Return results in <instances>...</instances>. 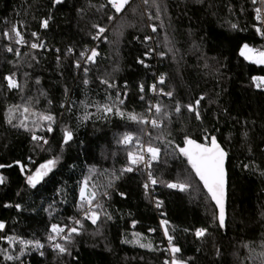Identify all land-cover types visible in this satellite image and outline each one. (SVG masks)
<instances>
[{
	"label": "trees",
	"instance_id": "trees-1",
	"mask_svg": "<svg viewBox=\"0 0 264 264\" xmlns=\"http://www.w3.org/2000/svg\"><path fill=\"white\" fill-rule=\"evenodd\" d=\"M257 8L254 0H129L117 13L109 0H0V264H165L169 236L185 264H264V64L241 54L245 45L264 51ZM162 76L170 100L153 95ZM210 137L227 154L223 227L179 152L186 139L210 146ZM139 144L160 148L151 191L144 173L123 170ZM52 159L30 186L27 177ZM82 189L96 194V223L81 218ZM76 221L67 251L50 248L52 226Z\"/></svg>",
	"mask_w": 264,
	"mask_h": 264
},
{
	"label": "snow or ice",
	"instance_id": "snow-or-ice-1",
	"mask_svg": "<svg viewBox=\"0 0 264 264\" xmlns=\"http://www.w3.org/2000/svg\"><path fill=\"white\" fill-rule=\"evenodd\" d=\"M57 3H60L61 0H56ZM129 2V0H109V3L112 5L113 8H115L116 12L119 13L123 9L124 5H126ZM255 2V0H254ZM145 3H147V0H145ZM260 12V9H257V13ZM48 22L45 20L43 22V27H47ZM235 27V25H233ZM155 31V28L153 29ZM13 31L16 33L17 37H20V32L17 29H13ZM105 29L100 28L99 32H104ZM5 35H8V33H5ZM36 33H33V36H35ZM17 43H24L22 37L17 39ZM32 48H37V47H42V45H37L33 43L31 45ZM9 51H12L11 48L8 49ZM252 51L251 49L248 48L247 45L244 46V51H242V55L245 54V52H250ZM97 55L95 50L92 51L91 55L87 57L88 60H93V58ZM258 63L264 64V52L259 53V59L257 60ZM142 63V61H141ZM79 67V65H77ZM9 81V86L10 87H17L16 83L12 80L11 77H7ZM255 79V78H254ZM107 83V82H105ZM161 83H163V78H161ZM261 84H264V78H260V82L257 83V87H260ZM143 90V88H142ZM153 91H155V86H153ZM167 95H171V93H167ZM123 101H121L122 103ZM199 104V101L196 102ZM188 110L189 111H196V109L192 105H188ZM151 110V109H150ZM156 112L160 111L159 106H155ZM179 106L177 107V111H179ZM29 109L27 107L24 108V112L27 113ZM104 111L106 113H111L113 112V108L111 106H106ZM118 114H121L119 110H117ZM197 118H199V113L197 112ZM42 120H47V121H52L53 117L50 115L44 116L42 115L40 117ZM130 119L136 120L137 117L135 115H131ZM140 122L142 123H147V121L141 120ZM9 123H11V120H9ZM151 124L153 127L158 126L156 120H152ZM21 127H24L25 125L23 122L19 125ZM51 127L48 128V131H51ZM72 134L71 132H65V142L68 140H71ZM33 140H38L42 139L40 137H37L36 135L32 136ZM132 137L129 135H125L123 138L122 143L124 144H130L132 142ZM44 143H47V141H44ZM146 151L148 153V161H145V156L140 153H133L129 152L128 153V158L129 162L131 165H137L139 163H146V167L149 169L151 168V162L156 161L159 157L160 153V148L159 147H154L151 144L147 146L146 149L141 146V152ZM179 152L187 158L188 163L191 166V169L194 171L195 176L198 177V179L203 182L204 187L207 189V192L210 194L212 200L215 201L216 205L219 207L220 210V215H219V222L220 226L223 227L224 225V194H225V168H224V163H225V158H226V153L221 148V146L217 143L215 137H210V146L206 144H200L197 143L196 141L192 139H186L185 140V146L179 148ZM57 161L55 159L48 160L47 163L40 165V167L35 171L33 175H29L27 177V183L35 187L37 183L41 179H43L44 176H46L52 168L55 166ZM0 167H3L0 165ZM125 171H133L132 167H128L125 169ZM149 176L151 178V172H149ZM0 183H3V177H0ZM152 184L156 183L155 179L151 180ZM169 188H179L181 191L186 190L190 185L187 183H170L167 185ZM148 185H145V188H147ZM81 198L82 200L84 199V190L82 189L81 191ZM96 194L93 193L88 199H87V204H88V209L85 211V218L86 219H91L92 223H96L97 219L99 218V214L94 211L91 207L93 200H95ZM99 207V205H97ZM77 224L80 223V221H76ZM166 224V222H163ZM4 227L3 224H0V229ZM63 228H59L56 225L52 226V232L59 234L60 232H63ZM78 229L76 227H72L68 229V234L65 235L63 238L65 240H70L71 239V234L72 233H77ZM165 234H167V229L165 228ZM205 234V230L200 229L197 230L196 235L198 237L203 236ZM49 240H55V236H49ZM171 240L172 237L169 236V243L171 245ZM127 242V241H126ZM139 242V241H137ZM23 243V242H22ZM37 248L42 247L38 242L35 245ZM151 245H143L141 244V247H150ZM54 247L59 250V252L64 253L67 251L65 247H63L59 243H55ZM171 252L173 253V259L171 261V264H181L176 258H175V253H178L180 251L179 248L175 246H171ZM13 257L9 256L8 259H12Z\"/></svg>",
	"mask_w": 264,
	"mask_h": 264
},
{
	"label": "built area",
	"instance_id": "built-area-1",
	"mask_svg": "<svg viewBox=\"0 0 264 264\" xmlns=\"http://www.w3.org/2000/svg\"><path fill=\"white\" fill-rule=\"evenodd\" d=\"M256 2H258V8L260 9V12L257 13V18H256V23L258 25V35L264 40V0H255ZM257 8V9H258ZM261 52H264V51H261V50H258L257 51V54L261 53ZM90 63V60H87V61H84V64L85 65H89ZM161 78H163V81L165 80L164 76L160 77L158 79V81L156 80L155 82H152V84L155 86V91H153V95L154 96H157V97H161V98H165L167 100H170L173 98V93L170 92L169 90L167 89H164L162 87L159 86V84L157 82L161 81ZM167 93H171V95H167ZM155 120V119H153ZM157 121V120H156ZM157 124H161V122H158L157 121ZM42 139H39L40 142L43 144V145H46L47 143H44V141H47V138L46 137H41ZM141 146H143L144 149L147 148V145L145 144H139L138 145V149H137V152L136 153H140V154H143L145 156V161L147 162L148 161V153L146 151H143L141 152ZM153 164V161L151 162V165ZM128 167H132L133 168V171H125L126 168ZM125 172L127 173H135V172H141V173H144L147 177V182L146 184L148 185L147 189L148 190H153V184L151 183V180L154 179L153 175H152V166L151 168L149 169L148 167H146V163L142 162V163H139L137 165H131L130 162L129 164H127L124 169H123ZM28 171L31 172V169L28 167ZM149 172H151V178L149 176ZM84 199L87 200L88 197L87 195H84ZM157 208H159L158 205H156ZM88 209V207H87ZM86 209V210H87ZM85 210V211H86ZM85 211L83 212V214L81 215V218L82 219H86L85 218ZM161 221V226H165V224L163 222H165L163 220V218L160 220ZM81 226V222L79 224H76V227L77 229L80 228ZM59 228H63L64 231L63 232H60L59 234H56L54 233L53 236H55V240H51L49 246L50 248H52L53 250H56V248L54 247V244L55 243H59L61 245L65 244L66 242H69L70 240H65L63 237L65 235L68 234V229L72 228V227H65V226H58ZM164 233H165V230L163 229ZM73 234V233H72ZM71 234V236H72ZM168 250L171 251V247L170 245L168 244ZM44 249V246L42 245V247H40V251L42 252ZM171 255V254H170ZM173 259V256L171 255L169 258L166 259L165 261V264H171V261Z\"/></svg>",
	"mask_w": 264,
	"mask_h": 264
},
{
	"label": "rangeland",
	"instance_id": "rangeland-1",
	"mask_svg": "<svg viewBox=\"0 0 264 264\" xmlns=\"http://www.w3.org/2000/svg\"><path fill=\"white\" fill-rule=\"evenodd\" d=\"M125 6V5H124ZM124 8V7H123ZM249 48V47H248ZM249 49H251V48H249ZM252 51H250V52H245V57H247L248 59H250V60H254L255 62H257V60L259 59V55H255V54H257V52H254L253 51V49H251ZM242 51H244V47H243V49H242ZM255 57H257V58H255ZM258 63V62H257ZM259 64H261V63H259ZM45 147V146H44ZM47 163V162H46ZM43 164H45V163H43ZM40 167V166H39ZM38 167V168H39ZM54 168V167H53ZM52 168V169H53ZM35 173V172H34ZM33 173V174H34ZM33 174H31V175H33ZM0 177H2L1 176V174H0ZM84 195H86V194H84ZM57 226V225H56ZM179 261V260H178ZM179 262H181V264H185L184 262H182V261H179Z\"/></svg>",
	"mask_w": 264,
	"mask_h": 264
},
{
	"label": "crops",
	"instance_id": "crops-1",
	"mask_svg": "<svg viewBox=\"0 0 264 264\" xmlns=\"http://www.w3.org/2000/svg\"><path fill=\"white\" fill-rule=\"evenodd\" d=\"M257 56V55H256ZM255 58H257V57H255Z\"/></svg>",
	"mask_w": 264,
	"mask_h": 264
},
{
	"label": "water",
	"instance_id": "water-1",
	"mask_svg": "<svg viewBox=\"0 0 264 264\" xmlns=\"http://www.w3.org/2000/svg\"><path fill=\"white\" fill-rule=\"evenodd\" d=\"M224 196H225V194H224Z\"/></svg>",
	"mask_w": 264,
	"mask_h": 264
}]
</instances>
